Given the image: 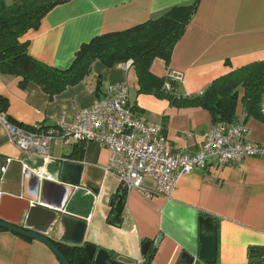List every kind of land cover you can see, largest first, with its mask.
Segmentation results:
<instances>
[{
  "label": "crops",
  "instance_id": "1",
  "mask_svg": "<svg viewBox=\"0 0 264 264\" xmlns=\"http://www.w3.org/2000/svg\"><path fill=\"white\" fill-rule=\"evenodd\" d=\"M57 1L38 27L29 29L21 39L28 42V53L33 58L66 69L81 44L93 37L131 28L175 5L195 0ZM255 61H264V0H198L196 12L175 44L168 64L156 58L150 72L157 78H164L169 69L181 72L183 79L176 92L193 95L201 93L217 77ZM18 82L17 78L0 74V95L8 100L5 116L28 127L70 123L80 109L104 97L109 84L118 82L129 86L135 116L160 124L175 154L197 153L213 126L211 115L201 107H175L166 99L138 93V78L130 61L111 68L96 61L84 80L67 86L52 99L34 83L20 87ZM235 115V121L244 119L240 101ZM244 123L247 142H264L263 123L254 118L244 119ZM0 154L3 161L11 158L21 163L20 193L30 198L36 208L30 220L22 219L21 223L35 232L56 216L45 228V235L69 250L67 253L89 243L96 251H107L114 260L135 264L145 256L143 243L150 241L146 250L151 254L148 264H179L182 252L196 255L199 251L202 216L217 222L216 264H264L263 158L246 157L230 165L194 169L178 177L170 196L147 197L137 190L126 192L121 188L107 170L109 150L94 141L53 139L48 148L50 158L45 159L22 153L0 123ZM67 157L83 166L78 186L59 181L56 164ZM16 165H11L9 179L14 178L11 174L17 177ZM45 181L53 184L42 192ZM59 184L66 185L67 191ZM146 185L154 188L152 181L147 180ZM6 186L14 191L12 182ZM119 193L124 204L120 223L114 224L109 219L113 213L111 200ZM19 199L9 198L2 211L5 217L18 218L23 208ZM61 203L63 209L55 210ZM62 217L71 220L61 222ZM260 252L262 262L257 263L261 258L251 255ZM0 264L61 263L43 242L0 228Z\"/></svg>",
  "mask_w": 264,
  "mask_h": 264
},
{
  "label": "trees",
  "instance_id": "2",
  "mask_svg": "<svg viewBox=\"0 0 264 264\" xmlns=\"http://www.w3.org/2000/svg\"><path fill=\"white\" fill-rule=\"evenodd\" d=\"M58 3L57 0H0L1 75L17 78L20 87L34 83L52 99L67 86L84 80L96 61L108 68L131 61L138 78V93L166 99L175 107H201L209 112L213 125L234 123L235 110L240 101L245 120L254 118L264 124V61L233 69L214 79L201 93L193 95H179L173 90H165L164 83L170 79L166 75L157 78L151 74L150 65L154 59H161L168 64L175 44L196 12L198 0L175 5L131 28L93 37L81 44L66 69H58L33 58L28 53V42L21 39L29 29L37 28L45 13ZM170 83L173 89L177 86ZM7 108V98L0 95V112L5 114ZM5 118L9 123L25 129L36 128ZM240 119L244 122L242 118L238 121ZM38 127L45 130L50 126ZM78 152L74 150V153ZM54 244L69 264H94L84 247H75L71 253H67L69 250L66 251L64 246L56 242ZM144 255L149 262L150 252L146 251Z\"/></svg>",
  "mask_w": 264,
  "mask_h": 264
},
{
  "label": "built area",
  "instance_id": "3",
  "mask_svg": "<svg viewBox=\"0 0 264 264\" xmlns=\"http://www.w3.org/2000/svg\"><path fill=\"white\" fill-rule=\"evenodd\" d=\"M166 77L170 80L164 83L163 89L176 92L170 82L177 85L183 74L169 69ZM129 101V86L117 83L109 88L107 97L77 112L70 123L61 121L45 130L25 129L9 123L3 112H0V123L22 153L45 159L50 158L49 143L56 135L104 145L109 150L107 169L118 179L121 188L126 192L137 190L147 197L170 196L178 177L194 169L230 165L246 157L264 159V144L245 140L247 128L241 119L229 125H213L196 155L175 154L169 148L163 127L138 115L134 118L127 106ZM10 162L11 158L3 161L0 155V187ZM147 180L153 182V189L145 185ZM138 264H148L147 258L142 256Z\"/></svg>",
  "mask_w": 264,
  "mask_h": 264
},
{
  "label": "water",
  "instance_id": "4",
  "mask_svg": "<svg viewBox=\"0 0 264 264\" xmlns=\"http://www.w3.org/2000/svg\"><path fill=\"white\" fill-rule=\"evenodd\" d=\"M61 164H56L58 168L59 173V181L63 184H69L72 186H78L80 183L81 173L83 170V166L75 161H72L69 159V157L61 159ZM17 164V177H15L13 174V179L8 178V171L11 168V165ZM22 171V165L20 162L17 161H11L10 164L7 166V170L3 175V182L2 186L0 188V191L2 192V195L0 196V228L8 229L18 235L36 239L38 241L43 242L46 244L51 251L56 255L58 260L61 264H69L67 258L65 255L57 248V246L48 238L46 237V229L50 222L55 221V217L52 219V221H48L46 223V227L42 230L37 231H31L30 229H27L28 227H25L23 223H21L22 219L24 220H30V217L34 215V210L36 209L34 206L31 205L30 198L28 197H22L20 193L21 188V173ZM12 182L14 185V191H10L9 188H7L6 183ZM24 183V182H23ZM53 183L51 182H42L41 190L42 192L45 191V187L48 185H51ZM59 184L61 187L67 191L66 185ZM14 197L17 199L20 197L21 204L23 205V208L20 210L18 214V218H7L3 215L2 211L5 207V204L7 201H9V198ZM17 197V198H16ZM124 204L123 195L119 193L117 195L116 199L111 200V205L113 207V213L110 216V222L114 224L120 223V213L122 211ZM35 208V209H34ZM63 209V204H59L55 206V210L61 211ZM23 212H26L24 214ZM55 215V213H53ZM71 220V217H62L61 222H65ZM22 221V222H23ZM52 224V223H51ZM199 242H200V248L196 255H191L187 252H182L179 258V264H216L217 261V222L212 217H200L199 218ZM161 239V234L158 235V237L155 239L153 245L157 246L159 240ZM150 241H146L142 245V251L146 252V250L149 248ZM85 251L87 253V256L89 259L93 260L94 264H123L117 260H114L111 258L109 253L105 251L104 249H99L96 251V248L94 245H91L89 243H86L84 245ZM253 258H261L262 252H260L258 255H251ZM257 263L262 262V258L258 259L256 261Z\"/></svg>",
  "mask_w": 264,
  "mask_h": 264
},
{
  "label": "bare ground",
  "instance_id": "5",
  "mask_svg": "<svg viewBox=\"0 0 264 264\" xmlns=\"http://www.w3.org/2000/svg\"><path fill=\"white\" fill-rule=\"evenodd\" d=\"M130 62H131V61H130ZM128 64H129V63H127V64L125 65V67L128 66ZM118 83H122V84L127 85L126 82H118ZM115 84H117V83H111V84H109L108 87H107V93H106V95H105L104 97L98 99L97 101H99V100H101V99L107 97V96H108L109 88H110L111 86L115 85ZM127 86H128V85H127ZM97 101H95V103H96ZM95 103H94V104H95ZM94 104H93V105H94ZM127 106H128V108H129V110H130L132 116L135 118L136 116H135V113H134L133 108H132L131 105H130V102L127 103ZM88 108H89V107H88ZM83 109H86V108H83ZM80 110H82V109H80ZM80 110H79V111H80ZM79 111H78V112H79ZM237 121H238V120H237ZM235 122H236V121H235ZM242 122H243V121H242ZM243 123H244V122H243ZM244 125H245V123H244ZM245 126H246V125H245ZM36 128L39 129V127H36ZM49 128H53V127H49ZM49 128H48V129H49ZM59 138H60V139H68L69 137H61L60 135H56L53 139H59ZM53 139H52V140H53ZM77 142H79V141H77ZM88 142H90V141H88ZM82 143H86V142H82ZM260 144H264V142H262V143H260ZM102 146H104V145H102ZM201 147H202V144H201V146H200V148H199L198 151H200ZM196 154H197V153H195V154H191V155H187V154H183V155H184V156H194V155H196ZM208 161H209V160H208ZM212 162L214 163V161H210V163H212ZM81 165H82V164H81ZM214 165H215V164H214ZM214 165H213V166H214ZM209 168H210V167H209ZM209 168H208V169H209ZM1 193H2V192H1ZM50 240H51V239H50ZM51 241H52V240H51ZM52 242H53V241H52ZM53 243H54V242H53ZM91 260H92V259H91ZM135 264H138V261H136Z\"/></svg>",
  "mask_w": 264,
  "mask_h": 264
},
{
  "label": "rangeland",
  "instance_id": "6",
  "mask_svg": "<svg viewBox=\"0 0 264 264\" xmlns=\"http://www.w3.org/2000/svg\"><path fill=\"white\" fill-rule=\"evenodd\" d=\"M4 113V112H3ZM1 155V154H0ZM5 159V158H4ZM11 161H12V159H11ZM10 164V163H9ZM108 170V169H107ZM3 182V181H2ZM2 184V183H1ZM145 185H146V181H145ZM2 186V185H1ZM147 186V185H146ZM1 188V187H0ZM2 195V194H1Z\"/></svg>",
  "mask_w": 264,
  "mask_h": 264
}]
</instances>
